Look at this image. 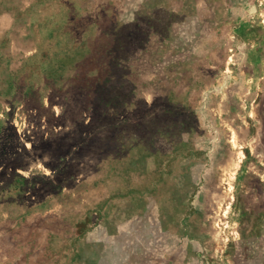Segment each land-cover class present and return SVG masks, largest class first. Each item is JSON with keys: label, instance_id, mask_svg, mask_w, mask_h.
Segmentation results:
<instances>
[{"label": "rangeland", "instance_id": "obj_1", "mask_svg": "<svg viewBox=\"0 0 264 264\" xmlns=\"http://www.w3.org/2000/svg\"><path fill=\"white\" fill-rule=\"evenodd\" d=\"M0 264H264V0H0Z\"/></svg>", "mask_w": 264, "mask_h": 264}]
</instances>
